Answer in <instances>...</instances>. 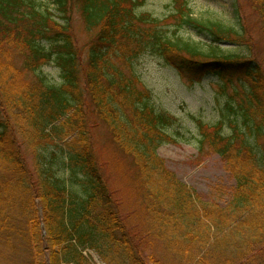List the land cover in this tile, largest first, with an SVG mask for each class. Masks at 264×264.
<instances>
[{
    "label": "trees",
    "instance_id": "trees-1",
    "mask_svg": "<svg viewBox=\"0 0 264 264\" xmlns=\"http://www.w3.org/2000/svg\"><path fill=\"white\" fill-rule=\"evenodd\" d=\"M146 1L0 0V264H88V247L105 261L124 257L112 264H167L164 248L184 264H264V67L235 50L239 24L198 20L190 0L157 18L141 10ZM248 1L264 33V0ZM75 9L98 30L86 58L70 31ZM143 56L231 90L219 122L199 121L195 137L233 179L226 205L204 200L159 156L177 142L176 118L149 102ZM92 113L135 168L138 231L104 179Z\"/></svg>",
    "mask_w": 264,
    "mask_h": 264
},
{
    "label": "rangeland",
    "instance_id": "rangeland-1",
    "mask_svg": "<svg viewBox=\"0 0 264 264\" xmlns=\"http://www.w3.org/2000/svg\"><path fill=\"white\" fill-rule=\"evenodd\" d=\"M173 3L174 0H147L141 10L150 12L157 18H163L174 9ZM189 3L192 14L198 20L218 21L229 27L233 25L236 27L239 24L237 28L242 34L240 41L243 46H237L235 50L240 55L249 54L264 67V33L258 18L250 9L248 0H190ZM70 20V31L74 41L82 52L83 58H86L87 47L94 41L98 30L86 29L76 9L71 14ZM181 35L197 41H208L191 28H183ZM224 48L230 47L226 44ZM138 71L145 88L151 93L149 101L151 105L176 118V125L169 132L173 134L177 142L162 146L158 151L159 156L165 160L166 166L179 177L184 185L195 189L204 200L226 205L233 194V179L227 174L224 164L217 156L208 158L198 152L195 137L198 134L199 121L210 125L219 122L223 106L230 101L231 90L228 89V93L223 92L218 79L211 77L191 84L175 69L165 67L159 59L152 56L141 57ZM43 73L53 82L59 81L61 75L54 66L45 67ZM90 116L93 144L102 164L104 179L115 194L116 200L125 207L122 210L124 221L129 222L130 227L138 231L143 222L138 221L142 217H138L142 201L139 199L137 190L133 189L136 179L135 168L132 166L131 159L116 147L107 126L93 113ZM225 131L230 132L228 127ZM131 224H137V226H131ZM162 252L166 256L167 264H184L180 261L179 252L169 253L166 248L162 249ZM83 256L88 264H107V262L112 264L111 259L115 257L108 255L105 261L103 255L89 247L85 248ZM115 258L120 263L124 260V257Z\"/></svg>",
    "mask_w": 264,
    "mask_h": 264
}]
</instances>
